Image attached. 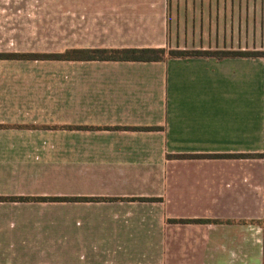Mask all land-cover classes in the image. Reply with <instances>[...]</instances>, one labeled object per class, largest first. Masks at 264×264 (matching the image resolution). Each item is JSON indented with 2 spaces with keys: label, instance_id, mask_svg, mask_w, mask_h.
Instances as JSON below:
<instances>
[{
  "label": "crops",
  "instance_id": "0c3cea01",
  "mask_svg": "<svg viewBox=\"0 0 264 264\" xmlns=\"http://www.w3.org/2000/svg\"><path fill=\"white\" fill-rule=\"evenodd\" d=\"M168 1L112 0L74 48L165 49ZM240 1L189 0L194 50H233ZM261 49L60 60V82L0 59V196L98 198L0 201V264H263Z\"/></svg>",
  "mask_w": 264,
  "mask_h": 264
},
{
  "label": "rangeland",
  "instance_id": "374dc122",
  "mask_svg": "<svg viewBox=\"0 0 264 264\" xmlns=\"http://www.w3.org/2000/svg\"><path fill=\"white\" fill-rule=\"evenodd\" d=\"M111 1L0 0V53L57 54L74 48L78 41L92 37L93 25L111 19ZM231 2L236 4L237 0ZM179 4L182 5L180 0L168 1L166 14L169 28L164 47L167 50H194L197 45L192 42L196 38L191 35L189 0H185L183 9ZM245 4L244 11L237 12L236 7L232 8L231 43L226 46L233 50L259 51L260 47L263 50L264 0H245ZM34 63H31L32 66ZM36 63L38 76L54 77L59 80L55 82H60V60L39 59ZM21 65L26 67L29 62L22 61ZM262 228L264 240V226Z\"/></svg>",
  "mask_w": 264,
  "mask_h": 264
},
{
  "label": "trees",
  "instance_id": "16d2710c",
  "mask_svg": "<svg viewBox=\"0 0 264 264\" xmlns=\"http://www.w3.org/2000/svg\"><path fill=\"white\" fill-rule=\"evenodd\" d=\"M166 50L164 48H118V49H79L69 48L57 54H27V53H0V59H53V60H131V61H159L162 60ZM227 56H250L259 52L248 50L213 51ZM201 50L169 49L167 55L170 57H187L193 55H204L213 53ZM93 197H2V200L19 201H62V200H94ZM142 200L141 198H137ZM136 198L134 200H137ZM203 219H172L170 222L189 223L205 222Z\"/></svg>",
  "mask_w": 264,
  "mask_h": 264
}]
</instances>
